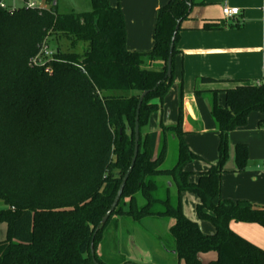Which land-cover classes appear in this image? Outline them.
<instances>
[{"label":"trees","instance_id":"1","mask_svg":"<svg viewBox=\"0 0 264 264\" xmlns=\"http://www.w3.org/2000/svg\"><path fill=\"white\" fill-rule=\"evenodd\" d=\"M43 1L42 8L0 6V224L5 233L0 264H107L98 248L118 217L174 219L169 234L177 259L186 264H201L198 254L208 251L216 252L208 264H264V249L229 227L231 221H240L264 228V207L220 198L229 133L245 125L251 112H264V85L207 92L218 159L205 171L185 168L201 157L184 140L182 79L175 123L165 125L160 119L157 129L144 131L154 115L162 114L175 77L180 23L195 0H168L157 10L153 47L146 52L125 47L119 5L89 0L88 11L59 13L57 0ZM222 26L203 24L204 29ZM51 38L69 45L53 50ZM44 45L52 57L32 64ZM144 91L137 113L136 159L116 207L100 225L133 155L137 104ZM171 146L175 161L164 167ZM234 159L236 170H243L245 143L234 145ZM159 178H168L177 194L171 195L168 183ZM184 192L196 195V216L211 223L213 233H204L184 214ZM128 262L121 257L111 264Z\"/></svg>","mask_w":264,"mask_h":264},{"label":"crops","instance_id":"2","mask_svg":"<svg viewBox=\"0 0 264 264\" xmlns=\"http://www.w3.org/2000/svg\"><path fill=\"white\" fill-rule=\"evenodd\" d=\"M111 5H119L125 23V47L130 51L146 52L153 47V32L157 10L168 0H108ZM263 0H195L190 14L180 23L175 58V77L173 84L164 98L161 116L151 118L157 129L161 121L165 125L174 124L177 119L178 85L183 84V131L184 140L193 152L201 156V160H193L185 168L193 172L205 171L209 163L204 158L213 157V146L208 150L193 145L190 137H199L202 141L207 135H216L214 121L209 111L211 90H223L240 84L264 81V19L261 11ZM240 8V14L233 18H225L222 14L223 4ZM205 22L222 23L218 29H204ZM207 77L214 81L198 82V78ZM201 90L197 94L195 90ZM223 103V93L219 94ZM249 123L235 128L229 133V158L224 172L220 176V198L246 200L264 207V184L260 178L264 169L254 162L248 171L232 172L234 169V150L236 143H245L251 151L252 145H263L264 112H251ZM248 118V117H247ZM211 149V151H209ZM207 152V153H206ZM259 153V152H258ZM208 154V155H207ZM251 158L254 161L255 156ZM212 161L215 159H211ZM191 181L196 176H191ZM159 180L170 184L168 178ZM192 195L181 194L184 200ZM195 204L197 198L195 197ZM183 208V207H182ZM184 214L197 221L204 233H213L214 227L204 220H199L194 213ZM174 219L157 217L131 221L118 217L113 222L112 230L106 233L103 245L98 252L117 253L118 259L123 257L137 264H180L177 259L174 242L169 234V227ZM231 230L255 245L264 249V228L257 223L231 221ZM5 236L4 227L0 224V240ZM109 252V253H108ZM107 256V255H106ZM199 260L209 263L216 258L215 251L198 254Z\"/></svg>","mask_w":264,"mask_h":264},{"label":"rangeland","instance_id":"3","mask_svg":"<svg viewBox=\"0 0 264 264\" xmlns=\"http://www.w3.org/2000/svg\"><path fill=\"white\" fill-rule=\"evenodd\" d=\"M35 1L37 3H40V5L45 6V3H44L43 0H35ZM3 2L8 7H21V6L24 5L23 0H3ZM89 9H90L89 0H57V11L59 13H63V12L66 13V12H69V11L81 12V11H88ZM59 45L62 48H66V47H68L69 44H68V42L65 39L51 38V40H50V48L51 49L54 50L56 48V46H59ZM248 119H250L249 116H248L247 121L245 123L246 125H248V123H249ZM152 125H153V122H151L148 125V127L144 129V131H146L147 129L149 130ZM243 126H245V125H243ZM262 128H263L262 133H263V138H264V127H262ZM190 138H192L191 141L193 142V145L197 148V150H199V149H201V151H202V149L208 150L210 147L213 146V157L211 155H209L208 157L210 158V160H208L206 157L204 159L207 160L209 165L215 164L217 162V159H218V150H217L218 137L216 135L215 136L212 135V134L207 135V136L204 137V139L202 141L199 139V137H190ZM174 150L175 149H174L173 146L169 147L165 162L163 164L164 167H170L174 163V161H175V151ZM233 150H234V146H233ZM209 151H211V149ZM193 153H195V152H193ZM196 153H199V152H196ZM251 154H252V156L256 157V159H254V161L251 158ZM228 156H229V148H228ZM212 158L215 159V160L212 161L211 160ZM233 160H234V169H233L232 172L248 171L247 168L248 167H252V165H251L252 162H254V165H257L260 169L263 170L264 169V143H263L262 146H260V148H258V144L257 143L254 146L252 145V148H251L250 152H249V148H248V160H247V163H246V165H245L243 170L237 171L236 170L235 159L233 158ZM226 165H227V163H225L223 169L226 168ZM260 183L262 185L264 184V175H263V177L260 178ZM170 193H171V195H176L177 194V190H176L175 185H172V187L170 189ZM190 194L192 196L190 198H187V199L184 200V205L182 206L183 207L182 209L185 210L188 215L191 214V213H194L196 215V213H195V203H194L196 195L193 194V193H190ZM207 223H209V222H207ZM112 226H113V222H111L110 225L107 227L108 228L107 229L108 232L112 230L111 229ZM108 232L106 231L104 233V238L106 236V233H108ZM106 255L107 256L104 259V261L107 264H111L112 262L118 260V254L117 253H114V254L109 253V254H106ZM179 261H181L180 264H186L185 261L182 260V259L179 260ZM201 264H207V263H204V262L202 263L201 262Z\"/></svg>","mask_w":264,"mask_h":264},{"label":"water","instance_id":"4","mask_svg":"<svg viewBox=\"0 0 264 264\" xmlns=\"http://www.w3.org/2000/svg\"><path fill=\"white\" fill-rule=\"evenodd\" d=\"M53 4H56V0H53L52 2ZM178 26H179V22H177L176 26H175V30H174V33L177 31L178 29ZM173 39H174V36H172L171 38V41H170V44H169V52H168V58H167V69H166V76L169 78L171 76V63H172V47H173ZM147 91H144L140 97H139V100H138V104H137V112H136V117H135V126H134V147H133V155H132V158H131V161H130V164L126 170V172L124 173L122 179H121V182L118 186V189L116 191V194L112 200V203L110 204L109 208L107 209V211L105 212V214L103 215V217L101 218L100 220V225L104 224L105 221L107 220V218L109 217L110 213L112 212V210L116 207V204L120 198V195L122 193V189L124 187V184L129 176V173L131 172L132 170V167H133V164H134V161L136 159V155H137V151H138V140H139V127H138V121H137V118H138V108L140 106V103H141V100L143 98V96L146 94ZM90 249H91V255L93 256L94 254V250H93V246H92V243L90 245ZM126 264H135L133 262H128ZM137 264V263H136Z\"/></svg>","mask_w":264,"mask_h":264},{"label":"built area","instance_id":"5","mask_svg":"<svg viewBox=\"0 0 264 264\" xmlns=\"http://www.w3.org/2000/svg\"><path fill=\"white\" fill-rule=\"evenodd\" d=\"M24 7L26 8H42L43 5H40V3H37L35 0H23ZM0 6L3 8H8L10 10H13L16 7H8L5 5L3 0L0 2ZM261 11L263 14L264 19V0L262 2ZM222 14L225 18H233L235 16H238L240 14V8L236 6H229L228 4H223L222 6ZM53 55L51 49H49L46 45H44L41 49V51L31 60L32 64H44L47 58H51ZM256 84H263L264 81H256Z\"/></svg>","mask_w":264,"mask_h":264}]
</instances>
